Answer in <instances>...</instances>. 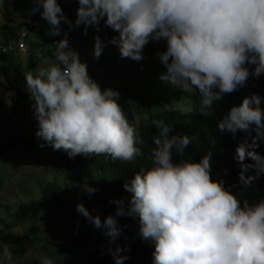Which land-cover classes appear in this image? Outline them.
<instances>
[{
    "label": "clouds",
    "instance_id": "1",
    "mask_svg": "<svg viewBox=\"0 0 264 264\" xmlns=\"http://www.w3.org/2000/svg\"><path fill=\"white\" fill-rule=\"evenodd\" d=\"M76 2L73 22L58 0H31V12H38L49 25L46 34L63 36L54 41L56 63L24 76L40 148L63 151L72 159L103 156L125 163L144 152V140L138 139L139 128L129 122L120 92L103 88L90 75L87 62L62 31V22L70 31L83 26L85 36L90 27L98 32L101 23L116 33L109 42L94 37L96 59L111 43L121 59L140 62L150 42H165L166 49L156 54L166 68L159 80L186 93L198 92L201 116H214L215 103L264 74V0ZM4 95L11 108L15 93L9 90ZM262 102L264 97L258 94L247 96L218 121L221 133L235 138L238 132H246L251 138L235 149L238 183L226 186V179H213L211 152L199 161L183 159L190 137L170 135L173 127L153 120L158 135L144 146L152 147V166L124 183L131 194L127 205L123 199L114 201L115 215L103 220L83 203L77 204L76 211L113 241L123 234L118 217H138L139 236L154 249L152 264H264V199L255 203L241 199L253 181L264 175V155L257 151L264 142ZM174 155L181 159L174 160ZM80 187L90 197L98 191L87 178ZM125 250L119 245L111 250L115 264L129 259L120 255ZM13 255L7 244L0 243V264H16L20 259L13 262ZM40 264L55 261L42 256Z\"/></svg>",
    "mask_w": 264,
    "mask_h": 264
},
{
    "label": "trees",
    "instance_id": "2",
    "mask_svg": "<svg viewBox=\"0 0 264 264\" xmlns=\"http://www.w3.org/2000/svg\"><path fill=\"white\" fill-rule=\"evenodd\" d=\"M59 3L62 4V2ZM62 7L64 10L66 8L77 9L78 4L75 1L74 4H66ZM2 9V11H8L5 7ZM44 25L41 30L43 37L46 38L44 41H47V37L53 39L52 41L63 39V36H58L57 39L46 36L45 32L47 33L49 25ZM26 26L29 29V25ZM103 26L101 23L100 27ZM61 29L66 32L69 30V26L61 27ZM96 35V32L91 34L88 30L89 38L83 36L78 39L75 31H71L68 35V38L71 39L70 46L79 51L81 59L88 64L90 75L93 74L92 77L103 88L111 87L120 92V104L124 112L129 122L135 125V128H139L138 139L144 140L143 155L138 156L132 163H125L123 161L113 162L110 158L106 159L103 156L90 158L77 156L72 159L61 151L59 154H52L50 158L42 160L32 158L31 155L35 152L32 151V148L28 149L27 147V144L34 141L32 135L18 138L19 141H15L14 144L12 142L0 144V160L2 153L5 152L4 149L9 147L20 150L22 145H25L23 148H26L28 152H23L24 157L37 163L36 165H39L40 168L36 169L35 165L28 169L26 165H23L27 170L25 171L26 175H30L31 180L23 184V191L12 189L15 192L11 194L9 202L18 203L17 207L12 204H8L6 207L0 205V208L5 211L3 216L0 215V230L4 231L6 227L9 229L10 226H13L11 231L15 227L20 235L27 232L30 234V237L22 238L14 231L16 238L12 239V242L16 247L8 245L14 253L13 262L26 255L25 264H40L42 256L54 259L55 264H115L111 250H115L119 245L126 246L127 249L120 253L122 256L129 257L124 261V264H152L154 249L141 240L138 217H118L123 234L113 241L103 235L102 230L94 228L83 215L79 214L76 211V206L83 203L93 216L100 215L103 220L108 215H115L117 205L114 201L123 199L127 205L131 194L125 191L124 183L126 180H130L135 172L152 166L150 153L152 147L144 146L156 134L158 135L157 129L152 124L153 120H163L165 124L173 127L170 135L187 134L190 137L192 143L185 150L183 159L199 161L204 155L211 152L213 179H226V186L238 183L240 168L233 159L235 149L245 138H248L249 142L251 138L246 132H238L235 138L231 133H221L218 130V121L233 105L241 104L245 97L253 94L264 97V74L259 79L250 78L246 87L226 95L221 101L215 103V115L205 117L200 115L201 97L198 92L186 93L178 86L164 84L159 80L160 75L166 72V68L156 54L166 49L165 42H150L144 48V59L140 62L128 58L121 59L118 48L111 43L107 44L102 56L96 59L93 56ZM104 35L102 40L109 42L116 33L110 29ZM42 43V46L46 48L45 42ZM7 57L13 59V56ZM10 67V72L6 77L9 78L14 74L16 76L6 81L14 90L15 96L22 95L20 99L18 97V100L15 97L13 106L16 109L23 108L25 102L22 99L27 95L23 94L25 92L18 91L16 81H18V75L24 74V70H20L22 67L19 64L13 66L10 63ZM105 73L114 82L108 81L105 76V78L101 77ZM154 77L157 79L149 82L147 86L136 84L140 79L146 81ZM116 82L135 83L133 86H128V84L124 87L113 86V83ZM0 86H5L3 81H0ZM183 103L185 110L181 108ZM261 106L264 107V102ZM134 110L144 113L139 119V123L132 122L134 121L132 118ZM9 114L14 116V109ZM199 128L201 129L194 132V129ZM252 136H255V132H252ZM257 151L264 155V142L260 143ZM179 159L181 157L174 155V160ZM85 178L90 185L98 189L91 197L80 187ZM8 187L4 185L5 192L1 196L2 199L5 198ZM233 190L240 191V189ZM243 198H247L250 203L264 199V175L253 181L251 187L241 197V199ZM42 220L45 221L43 224L45 226L44 233L39 226L42 224ZM125 225L127 227H124ZM52 228H57V232ZM40 243H43L45 248L49 246L57 248V252H39ZM21 245H27L26 250L18 251V246ZM36 255H41L38 260L35 259Z\"/></svg>",
    "mask_w": 264,
    "mask_h": 264
},
{
    "label": "crops",
    "instance_id": "3",
    "mask_svg": "<svg viewBox=\"0 0 264 264\" xmlns=\"http://www.w3.org/2000/svg\"><path fill=\"white\" fill-rule=\"evenodd\" d=\"M0 4H1V8H0V81H6V80H10L11 77L16 76L15 74L9 78L6 77L7 74H9L8 72H10V68L5 66L6 63L8 65V62L11 63V61H13L14 57H18L20 55H28L30 58L34 57L36 58L38 61H42L46 58L47 61V66H41V69H45L48 68L50 66H52L53 61L51 60V56L49 53V49H51V53H54L55 49H54V45L52 44L53 39H51L50 37H47V41H44L43 37V33H41L42 27L45 26L44 24H47L46 21H44L41 16H37L36 13L33 14L31 12V9L33 7L31 0H0ZM29 5V6H26ZM61 5H66V4H61ZM6 8L8 9V11H2V8ZM26 7L30 10H26ZM70 9V8H69ZM73 9V8H71ZM70 9V10H71ZM65 14L68 16V18L70 19H76V17L72 16V13L69 12L67 13L66 10H64ZM38 13V12H37ZM29 21L32 22H37V28H35L34 31H30L28 33L27 38L25 39V43H26V50L24 51H19V52H15L14 47L16 46V41L20 35V33H23L24 30H22V26L24 28L27 29V24L29 23ZM7 29V31L5 30ZM28 30V29H27ZM46 30V29H44ZM29 35H32V39L30 42H28V37ZM45 35L48 36L45 32ZM55 39H57V37H54ZM11 40H15V45L12 46L10 45V41ZM42 42H45V47L42 46ZM41 47V49H40ZM8 50L9 54L8 56H13V59L8 58L5 53V51ZM40 50H43V57L39 58L37 56L38 52ZM4 55V56H3ZM24 70V74H22L21 76L18 75V81L17 84L19 87H22L23 90L22 92H25L23 94L27 95V96H23V102H25V107L21 108L18 107L17 109L12 106L11 108H9L7 106V103L5 102V93H7L9 90L14 91L12 88H5L0 86V89H2L3 91L0 92V131L3 133L4 131V126H5V118L8 117L10 114L12 113V110L16 109L14 112V120H12V122L14 123L13 125V129H12V133L11 135L8 137V140L11 139L12 137L14 138V140H16L17 142L19 141L18 138L24 137L26 138L27 136L32 135V133L30 132H34L33 136L36 138L35 136V132L37 130V121L33 115V110L31 108V101L29 100V95L25 90V75L31 71H28V68H23ZM33 75H36L38 72H32ZM24 77V78H23ZM22 95L18 96L19 99L21 98ZM15 97L16 99H18L17 96H13L12 102L14 104L15 102ZM32 124V125H31ZM21 127V128H20ZM37 142L40 143V141L37 139ZM28 145V144H27ZM25 145H22V148ZM15 150V151H12ZM5 152L2 153L1 158H5L8 159L10 153L14 152H18V149H11V148H6L4 149ZM1 179V178H0ZM2 181H5V184L2 185V194H4L5 190L3 189L4 185L6 186H10L11 183L6 184L9 179H8V175H5L2 177ZM1 183V181H0ZM9 240L8 237H1L0 236V243L5 244L7 241Z\"/></svg>",
    "mask_w": 264,
    "mask_h": 264
},
{
    "label": "rangeland",
    "instance_id": "4",
    "mask_svg": "<svg viewBox=\"0 0 264 264\" xmlns=\"http://www.w3.org/2000/svg\"><path fill=\"white\" fill-rule=\"evenodd\" d=\"M76 0H69V2H65V0H58V2H62V4H67V5H71V4H74V2H75ZM26 6H29V5H26ZM26 10H30V9H28L27 7H26ZM66 10V12L67 13H69V12H71L72 13V16L73 17H76V8H73V9H69V8H66L65 9ZM36 15L37 16H40V14L39 13H36ZM70 19V18H69ZM70 20H72L73 22L75 21V19H70ZM64 26H68V24H66V23H63L62 22V24H61V27H64ZM104 27V28H103ZM103 27H100V29H99V31L97 32V30H96V28L95 27H90L89 28V31H90V33L91 34H93L94 32H96L97 33V35L99 34V36H100V38H101V40L105 37V35H104V33H107V32H109L110 31V28H107V27H105V26H103ZM43 29V28H42ZM6 31H7V29H5ZM22 30H24V32L23 33H20V35H19V37L22 35V34H27L26 35V38H27V36H28V30L26 29V28H24L23 26H22ZM82 32H83V26H81L78 30H76L75 31V34L77 35V38L78 39H81L83 36H85V35H83L82 34ZM19 37H18V39H19ZM32 35H29V37H28V42H30L31 41V39H32ZM86 37V36H85ZM88 38H89V36H87ZM18 39H17V41H16V44H17V42H18ZM11 43H10V45H12V46H14L15 45V40H11L10 41ZM52 44L54 45V49H55V44L52 42ZM14 49H15V47H14ZM40 49H41V47H40ZM49 51V53H50V56H51V60L53 61V63H56V61H55V58H54V55H53V53H51V49H49L48 50ZM4 56V55H3ZM16 64H19L22 68L20 69V70H25V69H23V68H28V71H31V72H39V70H40V68H41V66H47L48 64H47V61H46V58L44 59V60H42V61H38L36 58H34V57H29L28 55H20V56H18V57H14V59H13V61H11V65H16ZM5 66H7V67H9L10 68V63L8 62V65H7V63H6V65ZM0 70H1V67H0ZM92 76H94L93 74H92ZM107 77L106 79L108 80V81H111V82H114L108 75H107V73H105L103 76H101V77ZM104 77V78H105ZM157 79V77H154V78H149L148 80H146V81H144V80H142V79H140V81H137L136 82V84H140V86H147V84L149 83V82H153V81H155ZM133 81V80H132ZM4 82V84H5V88H10V86H9V83H8V81H3ZM131 82V81H130ZM135 82H132V83H123V82H116V83H113V86H116V87H124V86H127V84H128V86H133V84H134ZM112 84V83H111ZM111 84H108V86H111ZM23 90V88L22 87H19L18 86V91H22ZM181 108L182 109H184L185 110V106H184V103L183 104H181ZM15 111V110H14ZM134 113H133V116H132V118H133V122H135V123H139V119L140 118H142V116H143V114L144 113H141L139 110H134L133 111ZM14 113H16V112H14ZM12 120H14V117H13V115L12 114H10L8 117H6L5 118V126H4V131H3V133L0 131V144H2V143H8V142H12V144H14L15 143V141L16 140H14V138L12 137L11 139H9L8 140V137L11 135V133H12V129H13V125H14V123L12 122ZM30 133H32V137H33V139H34V141L33 142H30L28 145H27V147H28V149H30V148H32V151H34L35 153L33 154V155H31L32 156V158H34V159H42V160H44V159H47V158H50V156L52 155V154H59L61 151H53L52 150V148L51 147H45V148H40L38 145H39V143L37 142V138H35L34 136H33V133L34 132H30ZM50 148V149H49ZM47 150V151H46ZM12 151H15V150H12ZM25 152H28L27 150H26V148H21L20 150H18V152H16V153H14V152H12V153H10V154H8L9 155V157H8V159H5V158H1V160H0V181H1V183H0V205L3 207V206H7L8 204H12L13 206H15V207H17V204L18 203H16V204H14L13 202H9L10 201V199H11V194L13 193V192H15V191H12V189L13 188H15L16 189V191L17 190H19V191H23L24 190V186H23V184L24 183H27L28 181H30L31 179H30V175H26V172L25 171H27V170H25V168H24V166L23 165H26L27 166V168L28 169H31V168H33V166H35L37 163H34L32 160H30L29 158H25L24 157V153ZM54 159V158H53ZM52 159V160H53ZM35 168L36 169H40L39 168V165H36L35 166ZM35 169V170H36ZM38 172V171H37ZM5 175H8V179H9V181L8 182H10L11 184H10V186L11 187H8V190L6 191V196H5V198L4 199H2V185L3 184H5V181H2V177L3 176H5ZM31 184H33V183H31ZM27 185V184H26ZM38 188V187H37ZM31 191V189L29 190V192ZM33 192V191H32ZM9 194V195H8ZM12 206V207H13ZM5 213V211H4V209H2V208H0V215L1 216H3V214ZM53 219V218H52ZM42 224H40L39 226H40V228H41V230L43 231V233H44V231H45V226L43 225L44 223H45V221L44 220H42V222H41ZM12 228H13V226H10V228L9 229H7V228H5L4 229V233L2 232V233H0V236L1 237H8L9 238V240L5 243V244H7V245H9V246H12V245H14V243L12 242L13 240L12 239H14V238H16V234L18 235V236H21L22 238L23 237H30V234L27 232L26 234H22V235H20V233L18 232V229H16L15 227H14V229H13V231H11L12 230ZM55 232H57V228H52ZM3 230V229H2ZM14 231H16V234H15V232ZM15 246V245H14ZM16 247V246H15ZM26 248H27V245H24V246H18V251H20L21 250V252L23 251V250H26ZM37 250H38V246H37ZM39 252H45V253H50V252H57V248H55V247H51V246H49V247H47V248H45V246L43 245V243H40V245H39ZM85 253V252H84ZM41 255H36L35 256V259H39V257H40ZM24 259H25V257L24 258H22V259H20L19 261H17L16 262V264H25L24 263ZM4 264H8V262L7 261H4Z\"/></svg>",
    "mask_w": 264,
    "mask_h": 264
},
{
    "label": "built area",
    "instance_id": "5",
    "mask_svg": "<svg viewBox=\"0 0 264 264\" xmlns=\"http://www.w3.org/2000/svg\"><path fill=\"white\" fill-rule=\"evenodd\" d=\"M28 25H29V29H28V32H30V31H34L35 30V28H37V22H29L28 23ZM67 33H68V35L70 34V30H67L66 31ZM26 35L27 34H22L20 37H19V39H18V42H17V44H16V46H15V52H19V51H24V50H26V43H25V39H26ZM69 41H70V43H71V39H69ZM8 52V50H6L5 51V53H7ZM43 50H40L39 52H38V54H37V56L39 57V58H42L43 57Z\"/></svg>",
    "mask_w": 264,
    "mask_h": 264
},
{
    "label": "bare ground",
    "instance_id": "6",
    "mask_svg": "<svg viewBox=\"0 0 264 264\" xmlns=\"http://www.w3.org/2000/svg\"><path fill=\"white\" fill-rule=\"evenodd\" d=\"M18 100V99H17ZM21 128V127H20ZM50 149V148H49ZM47 151V150H46Z\"/></svg>",
    "mask_w": 264,
    "mask_h": 264
}]
</instances>
